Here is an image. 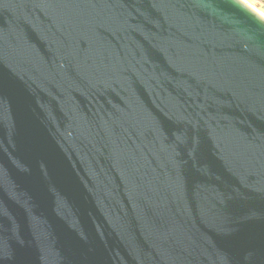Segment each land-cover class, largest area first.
I'll use <instances>...</instances> for the list:
<instances>
[{
	"label": "water",
	"instance_id": "obj_1",
	"mask_svg": "<svg viewBox=\"0 0 264 264\" xmlns=\"http://www.w3.org/2000/svg\"><path fill=\"white\" fill-rule=\"evenodd\" d=\"M0 264H264V20L0 0Z\"/></svg>",
	"mask_w": 264,
	"mask_h": 264
},
{
	"label": "bare ground",
	"instance_id": "obj_2",
	"mask_svg": "<svg viewBox=\"0 0 264 264\" xmlns=\"http://www.w3.org/2000/svg\"><path fill=\"white\" fill-rule=\"evenodd\" d=\"M237 1L264 20V13L260 11L258 8H256L252 3H250V1L248 0H237Z\"/></svg>",
	"mask_w": 264,
	"mask_h": 264
},
{
	"label": "rangeland",
	"instance_id": "obj_3",
	"mask_svg": "<svg viewBox=\"0 0 264 264\" xmlns=\"http://www.w3.org/2000/svg\"><path fill=\"white\" fill-rule=\"evenodd\" d=\"M252 3L256 8L264 13V0H248Z\"/></svg>",
	"mask_w": 264,
	"mask_h": 264
}]
</instances>
